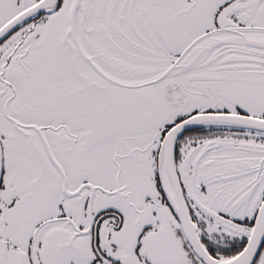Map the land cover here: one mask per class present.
I'll return each mask as SVG.
<instances>
[{"label":"snow or ice","instance_id":"1","mask_svg":"<svg viewBox=\"0 0 264 264\" xmlns=\"http://www.w3.org/2000/svg\"><path fill=\"white\" fill-rule=\"evenodd\" d=\"M0 264H264V0H0Z\"/></svg>","mask_w":264,"mask_h":264}]
</instances>
